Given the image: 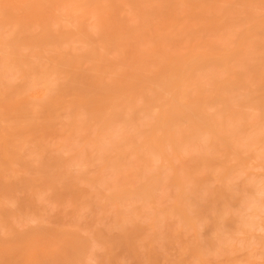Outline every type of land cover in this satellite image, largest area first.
I'll list each match as a JSON object with an SVG mask.
<instances>
[{
	"label": "rangeland",
	"instance_id": "obj_1",
	"mask_svg": "<svg viewBox=\"0 0 264 264\" xmlns=\"http://www.w3.org/2000/svg\"><path fill=\"white\" fill-rule=\"evenodd\" d=\"M191 1L178 0L179 4H177L176 0H172L173 4H170L166 9L165 16L159 19L163 23V26L166 29L181 28L183 17H185L184 13L188 8L187 3L190 5ZM218 1L221 2V0H217V3ZM181 2L186 4H182ZM218 4L220 7V3ZM246 4H249V0H224L222 2L221 7L231 6L235 11L230 15V19L225 22L222 21L219 14V23L228 24L231 21V24L235 23L234 25L232 24L233 27L231 25L233 29L226 27L227 30H235L239 34H242L240 39L232 42L229 46H221V44L217 46L218 44L213 45L208 42V38L218 36L219 33L216 32H207L206 35L202 33L187 35L185 32H178L174 40L169 39L167 41L166 44L169 49L165 50L166 47L163 49L156 46L157 57L164 58L165 60L157 58V60L153 61L151 58L149 63H125V66L124 62L121 63L119 60L118 49L113 45L104 46L101 42L107 35L111 36L115 33L112 23H110L111 25L108 27L107 33L101 32L93 26V18H89L87 23L92 35L87 39L83 37L85 40L81 36L73 38L76 41H74L75 47L77 46L76 49L79 47L77 50L85 51L89 48L87 46L93 45L104 55L102 57L104 59L99 57H84L81 61L85 67L82 65L80 69L77 67L76 69L73 68L74 72L72 73V70L68 72L71 68L67 69V71L65 68H59L60 72L58 71L51 78L52 80L49 79L46 82L47 84L36 83L33 79L34 73L38 71H33V74L29 71L32 74V78L30 77L31 75L29 76L26 73L32 67L35 68L34 64L31 66H18L14 69L15 71L3 69L0 66V71H4L0 78L2 90L4 89L3 84L6 83V80L7 82L13 80L19 83V88L23 90L24 95L26 94L25 98L27 101L29 100L30 105L36 102L46 103L48 96L55 98V100L52 99V102L48 106L43 108V110H46L49 106L52 108L42 113L45 116L47 115V117H43L42 114L40 117L38 116L40 118V126L38 125L39 122H36V125L39 126L38 128L35 127L36 125H21L22 129L20 128V131L15 132L13 129L16 128L15 125H12V128L8 125L10 126L7 127L8 131L11 128L14 131L12 132L18 135H14L16 139L13 138L14 136L9 135L8 131L3 130L5 123L7 120H11V118H3L4 121H0V123H3L2 125L0 124V128L2 127L0 131H3L2 135H0V141L3 140H1L2 137L4 138L0 142V144L2 143L0 145V164L3 160H6L5 165H3L4 171H2L3 169L0 165V176H3L5 179L4 183L3 179H0L2 181H0V196L3 201L0 204L7 206L8 200L12 202L11 210H6L8 207L5 209L0 208V227L2 229L6 227L3 229L4 232L8 229V233H12H10L11 236L10 234L7 235L8 238L5 239L6 234L3 233V238L2 229L0 230V240L4 241L1 242L0 246L5 245L6 247L9 244L12 247V240L18 241L16 243L13 241V245L16 244L17 246L15 245V249L13 246V249L11 248L12 251L8 247L11 252L7 250L9 253H12L10 257H13L11 256L13 254H20V256L23 254V251L22 254L20 252L21 248L20 250L18 249L20 247L19 244H21L22 248L23 245L26 247L29 245V250L24 248L25 250L27 249L26 252L29 251L34 256L31 255L34 261L29 262L30 264H119V262L120 264H264V125H260L262 123L260 118L254 117L250 121L244 122L243 113L245 111L243 110L247 108L251 109V107L235 102L234 109L236 115L234 121L237 125L218 126L211 125L208 122L201 123L200 121L197 122L198 116L195 118V122L200 125H173L180 117L182 118L186 114V112L182 114L180 111L184 109H182L181 105H177L176 100L178 99V95L187 86L193 89L198 86V84L193 82V78L197 74L202 75L210 69L217 72L213 79L208 80L206 83L217 99H219L220 91L224 88H231L232 93L236 94L243 92L250 86L247 85V82H242L234 71L222 72L220 74L218 72L221 63L229 62V60L234 58L236 53L246 49L249 43L252 44L254 41L255 44H260L264 39V34L253 31L251 28L253 24L259 23L264 19V3L257 4L256 12L257 8L262 10H259L257 14L253 13L251 21L238 23L239 14L241 13L242 15L243 7ZM181 5L183 7H180ZM174 6L176 7L174 8ZM57 10L54 11L57 17L53 18V22L63 24L65 29H70L74 32V27L71 26V18L66 15L65 17L64 15H59L60 9L58 12ZM178 10L181 13H178ZM237 10L241 12L238 13ZM202 15L204 14L199 10V16ZM209 19L211 20L210 17L201 18L205 23ZM56 26L58 25L56 24ZM56 26L55 29L57 28ZM66 26H70L71 28H67ZM222 27L225 28L223 25ZM151 28L150 30L152 31ZM38 30H40L39 27ZM225 32L226 30H222L219 37L223 36ZM211 33L213 34L211 35ZM41 35L43 36L44 34ZM44 42H36L34 45L36 48L34 49H32L33 46H24L23 50H21L25 52V48L27 47L25 54L28 55L33 53L29 54L30 50L34 51L36 63H38V60L39 63L41 61L47 62L52 57V53L54 55H60V53L64 55L67 49L70 51L65 45H60V49L64 48L59 50V52L63 49L66 50L57 53L56 47L58 45L49 43V41L47 43L46 41ZM90 42L92 43L90 44ZM97 44L103 49H99L96 46ZM188 44L190 47L185 46ZM146 45L147 42L142 43V46L140 43V50L143 51ZM182 45L184 46L183 49ZM175 46L178 51H174ZM40 47L42 50L44 48H48V50L44 49V51L40 52ZM199 47L200 49H198ZM201 47L205 50L203 51ZM45 51L49 52L44 53ZM127 51L135 55L136 49L130 47ZM111 52L116 56H112ZM202 52L203 54H201ZM107 53L110 56L106 59ZM44 55L50 58L46 56L47 60H45ZM64 57L68 56L64 55ZM168 59L171 60L169 61ZM89 60H92L93 63H89ZM167 60L169 61L168 64ZM84 62H88V64H84ZM175 63V66H179L178 70L173 65ZM90 66L94 67V69L97 67L98 70L104 68L99 71L102 73L103 77L101 76V78L103 79L107 75L106 73L113 74L112 76L108 75L107 77L109 78L106 77V79H114V73L117 74L116 71L118 70V73L125 70L127 73L133 74L129 83L126 81L116 82L118 75H115V79L111 82L110 80L108 82L106 79L102 80L108 86L102 92L96 89V85L98 84L94 78L96 72L90 73L86 71V68ZM117 66H120V68ZM121 68L122 70H120ZM77 69L79 71L76 72ZM170 69L172 70L171 73ZM17 71L19 72L17 73ZM61 72H63V77L65 78L61 77ZM68 73H71L69 77L66 76ZM74 76H77L79 80L73 86L72 80H75ZM18 77L21 79L19 80ZM56 78H59L58 80L63 78L65 81H58ZM80 80L85 82H80ZM208 82L210 83L208 84ZM90 83L92 87H95H89ZM129 84H133L134 86L132 91L128 89ZM256 84L263 85L264 81H258ZM47 85L52 87H47ZM44 86L45 88H43ZM41 88L42 90L40 91H34ZM69 89L80 92L76 93ZM2 90L0 89V91ZM45 92H47L46 96L43 95ZM90 93L94 96L90 97ZM196 93H199V89L195 91ZM106 94L107 97L105 96ZM148 94H150L151 100L147 105H144L142 99L144 96H149ZM78 95L82 98L80 99ZM88 95H90V98ZM86 97L87 99H85ZM137 97L141 102L136 100ZM95 98L101 107L94 101ZM131 100L132 103L135 101L133 105L135 112L131 121L129 120L126 124H123L118 118L112 119V121L106 124H99L89 119L94 110L104 112L111 108H120L125 101L131 102ZM64 103L66 104L65 106ZM4 105L3 107L0 106V109L4 108V111H6L5 109L7 108ZM174 106H177L178 110L176 115H173L171 111ZM65 110L66 113L63 112ZM61 112L65 115H62ZM14 113L20 116V118H29L28 115L31 116V114L24 112V114L18 111ZM81 113H83L84 117ZM198 114L196 112L195 116ZM144 115L149 116L150 120H146L147 117L145 120H142ZM75 117H78V119ZM14 118L18 119V117ZM139 118H142L140 119L142 120L141 123ZM33 120L38 121L35 118ZM48 120L49 125H46ZM79 120H81V123ZM43 122L45 123L41 124ZM27 126L29 129L32 127L31 131L26 129ZM119 128L123 129V131L121 132ZM114 131L117 132L116 135ZM247 131L250 137L247 135ZM251 131L255 132V134H250ZM23 132L28 136L26 135L27 138H25L26 136L24 135L23 139H21L22 136L20 135H23ZM39 132H44V135L42 133L38 135ZM111 135L114 137L111 138ZM246 135L247 137L245 138L244 136ZM205 138L207 140H204ZM107 140L111 145L109 144L108 146ZM201 140H204V142ZM21 141L23 143L26 141L25 150V145H22ZM195 141H198L196 142L198 146ZM233 141H235V145H233ZM241 142L243 143L241 144L242 147L240 145ZM17 143L21 144H18L20 148L17 146ZM100 146L106 149L104 148L101 151ZM32 147L34 148L32 149ZM22 149L21 153L19 150ZM89 150H94V153L88 154ZM27 153L31 154L30 157L33 155L32 158L35 163L34 161L32 162L36 165V167H32L34 168L33 171L31 168L29 169L31 165H29L28 161L31 158H27L29 156ZM208 154L211 156H208ZM6 155L8 156L7 159H5ZM95 157L98 158V161L95 160ZM83 160L87 163L85 164L86 167H84L83 163L85 161ZM125 168H128V170H125ZM201 168H203L202 171H200ZM41 173L43 174L42 176ZM107 175H109L108 178ZM7 178L8 181L6 180ZM105 178L107 179L106 182ZM91 186L94 187L91 188ZM41 192L43 195L40 194ZM12 196L13 198H11ZM38 197L41 199H38ZM3 198L6 200L4 201ZM35 198L39 201L36 202ZM40 211L41 218L38 215ZM9 212L12 213L15 219L13 220L12 218L13 222L10 225L7 218L10 216V214L8 215ZM31 215L33 218H30L31 222H29L30 220L27 218L31 217ZM19 219L25 222L22 223ZM16 220H19L18 223L14 222ZM251 225L252 228L248 227ZM104 229L107 230L105 231ZM12 230H15V232ZM30 237L40 238L39 240L35 239L36 243L38 242V248L37 246L34 247V244L32 245V242L35 243V240ZM44 237L45 239H43ZM27 239L29 243H27ZM51 240L55 243L51 242L54 245L50 243ZM58 240L61 241V244ZM230 240L232 242H229ZM47 241H49L50 246H47L49 245ZM31 245L32 247H30ZM226 250L229 252L231 250V253ZM33 252L35 253L33 254ZM5 254V262L3 256H1L2 262L0 264H7L8 261L11 264L12 258H8L9 254L7 252ZM16 255L13 257V263L19 262L21 264L27 261L25 256L19 257V255ZM47 256H49V259Z\"/></svg>",
	"mask_w": 264,
	"mask_h": 264
},
{
	"label": "bare ground",
	"instance_id": "obj_2",
	"mask_svg": "<svg viewBox=\"0 0 264 264\" xmlns=\"http://www.w3.org/2000/svg\"><path fill=\"white\" fill-rule=\"evenodd\" d=\"M172 0H0V66L1 68L3 69H11V70H14L16 67L18 66H31L32 64H34L35 68H31L28 70V73L29 76L32 78V72L33 71H38L37 73L35 72L34 73V77L33 79L36 81V83H45L47 84L46 82L51 79L52 77H54L55 74L58 73L59 71V68H65L66 71L67 69L70 70L68 72H70L73 68L76 69L77 68H81L82 65H83V62L81 61L82 58H87V57H92V58H102L104 55L98 50V48L96 47H93V45H89L87 47H89L87 50L85 51H81V50H77L79 49V47L76 49L75 47V43L73 40V38H75L76 36H81L82 38L85 37V39H87L88 37H90L92 34H91V31L89 30V26H88V23H87V20L89 18H93V21H94V27L98 30V31H101V32H108V27L111 25L110 23H112V27L114 29V32L111 36L107 35L105 38L102 39V44L104 46H111L113 45L114 47H116L118 49V53H119V60L121 61V63L124 62V65L126 66L125 63H149V61L152 60H157V58L159 59H162V60H165L164 58H160V57H157L158 56V52H157V49H156V46H159V47H162L165 50L166 49H169L168 48V45L166 44L167 41L170 39V40H174L176 37H177V34L178 32H185L187 35H194L196 33H202L204 35L207 34V32H216V33H219L221 34V31H225L226 32L224 33L223 36L219 37V34L217 37H213V38H208V42L211 43V44H218L217 46H219V44H221V46H229L232 42L236 41L237 39H240L242 34H239V32L235 31V30H227L228 29H233V25L235 24H231V21H229L230 23L229 26L228 24H220L219 23V14H220V18L222 19L223 22L227 21L228 19H230V15L232 14L233 11H235L231 6H224V7H221L222 5V2L224 0H221L218 1V3H220V7H219V4L217 3V0H192L191 1V4L189 5V3H187L188 5V8L186 10V12L184 13L185 14V17H183V21L181 23V28L179 29H166L164 26H163V23L159 20L161 17L165 16L166 14V9L168 8V6L170 4H173V2H171ZM177 1V4L178 3V0ZM226 1H229V0H226ZM182 3V2H181ZM184 3V2H183ZM182 3V4H183ZM264 3V0H249V4H246L244 7H243V10H242V15H241V11L240 10H237L238 13H240V17L237 19L238 20V23L239 22H247V21H251L253 19L252 17V14L253 13H256L259 11V10H262V9H258L257 8V12H256V6H258L257 4H263ZM186 4V3H184ZM48 6V8H47ZM238 6V5H237ZM176 6H174L175 8ZM180 7H183L182 5ZM260 7V5H259ZM173 8V9H174ZM59 10L60 13L59 15H65L70 17L71 18V26L74 27V32L73 30H70V29H65V26L63 24H59V23H55L53 22V18L54 17H57L55 14H54V11L56 10ZM57 10V12H58ZM199 10L202 11V13L204 15L202 16H199ZM180 11L178 10V13ZM176 13V12H175ZM181 13V12H180ZM259 13V12H258ZM262 13V12H261ZM202 17H210L211 20L209 19L208 22H203L201 20ZM56 19V18H55ZM65 19V18H64ZM259 19V18H258ZM257 19V20H258ZM69 21V20H68ZM255 21V20H254ZM61 22V21H60ZM253 22V21H252ZM54 23H55V26L56 24L58 26H56L57 28L55 29V26H54ZM64 23V21H63ZM176 25V24H175ZM225 26V28L222 27ZM232 25V27H231ZM240 25V24H238ZM38 27L40 30H38ZM67 28H69L68 26H66ZM150 27H152V31L150 30ZM227 27V28H226ZM238 27V26H237ZM71 28V27H70ZM116 28V30H115ZM252 30L253 31H256V32H261L262 34H264V19L261 20L259 23H256V24H253L251 26ZM234 29H236V27H234ZM239 29V28H238ZM41 34H44L43 36ZM213 33H211L212 35ZM209 35V36H211ZM133 36V37H132ZM215 36V35H214ZM94 37V36H93ZM208 37V35H207ZM83 38V40H85ZM261 40V39H260ZM40 42V41H49V43H52V44H56L58 45L56 47V49L58 50L57 53H60V52H63L59 50L60 49V45H65V47L69 48L70 51L67 49L66 52L64 53V55H67L68 57H64V55H62V53H60V55H57L54 53H52V57H48L49 54L47 55H44V59H46V56L47 58H50L49 60H47V62H40L39 63V60H38V63H36V58H34V51L30 50L29 51V54H32L31 55H28V54H25V52L27 51V47L29 46H33L32 49L36 48L34 47L35 43L36 42ZM88 41V40H87ZM90 41V40H89ZM253 41V39H252ZM76 42V41H75ZM144 42H147V45L145 46L146 48H144L143 51L140 50V43H141V46H142V43ZM150 42V43H149ZM240 42V41H239ZM45 43V42H44ZM92 42H90L91 44ZM100 43V42H98ZM247 43V42H246ZM43 44V43H42ZM182 44V43H181ZM186 44V43H185ZM204 44V43H203ZM202 44V45H203ZM258 43H254V41L252 42V44L249 43V45H247L246 49H244L243 51L241 52H238L234 55V58H232L231 60H229V62L227 63H221L220 66H219V74L222 73V72H227V71H234L236 72L235 74H237L238 78H240V80L242 82H247V85H250L248 86L247 88L248 89H245L243 92H238L236 94H233L232 93V89L231 88H224L223 90L220 91L219 93V99H217L215 97V94L213 93V91L211 89H209L207 86V81L208 80H211L213 79V77L216 75V71L210 69L207 73L204 72V74L202 75H196L194 76L193 78V82L198 84V86L193 89L192 87H185L182 89L181 93L178 95V99L176 100L177 102V105H181L182 106V114L186 112L185 116L184 117H180V119L174 123L173 125H200V124H197L195 122V118L198 116V119H197V122L200 121L201 123H205V122H208L210 123L211 125H237V123L234 121L235 119V109H234V104H236L235 102H238V104H242V105H245V106H248V107H251L250 108H247L243 111H245L243 113V118H244V122H248L250 121L252 118L254 117H257V118H260L261 120V124L260 125H264V84L263 85H258L256 84L258 81H264V39L263 41L258 44ZM24 46H27L25 48V52L22 51ZM42 46V45H41ZM99 47V49H103V48H100V45H96ZM144 46V44H143ZM183 46V45H182ZM186 47L190 45H185ZM192 46V45H191ZM49 47V46H48ZM134 48L136 49V52H135V55H132L131 53H129L127 50L128 48ZM176 47V46H175ZM174 47V48H175ZM44 48V47H43ZM83 48V47H82ZM171 48V47H170ZM184 48V46L182 47V49ZM203 47H201L202 49ZM22 49V50H21ZM29 49V48H28ZM41 49V47L39 48V50ZM45 49V48H44ZM44 49L40 50L41 51H44ZM55 49V50H56ZM105 49H108V48H105ZM173 50V48H171ZM170 49V51H172ZM177 47L174 49V51H178ZM180 49V50H182ZM200 49V47L198 48ZM24 52V53H22ZM37 50V49H35ZM45 50H48V48H46ZM51 50V49H50ZM64 50V51H65ZM84 50V48H83ZM114 50V49H113ZM112 50V52H113ZM203 50V49H202ZM205 50V49H204ZM203 50V51H204ZM104 51V50H102ZM115 51V50H114ZM168 51V50H167ZM221 51V50H220ZM219 51V52H220ZM36 52V51H35ZM46 52H49V51H45L44 53ZM111 52V54H112ZM117 52V51H116ZM206 52V51H205ZM39 53V52H38ZM56 53V52H55ZM106 53V51H105ZM173 53V51H172ZM199 53V52H198ZM115 54V53H114ZM195 54V53H194ZM197 54V52H196ZM203 54V52L201 53ZM205 54V53H204ZM193 55V54H191ZM63 56V57H62ZM110 56V54H109ZM108 56V53H107V56H106V59ZM112 56H116V55H113ZM190 56V55H189ZM195 56V55H194ZM216 56V55H215ZM112 57V58H114ZM118 57V56H117ZM204 57V55H203ZM207 57V56H206ZM41 58V59H43ZM111 58V59H112ZM186 58V57H185ZM222 58V57H221ZM40 59V58H39ZM104 59V58H102ZM115 59V58H114ZM169 60V59H168ZM167 60V64L168 62L171 60L168 61ZM199 60V59H198ZM88 61V60H87ZM90 62L89 63H93L92 60H89ZM105 61V60H103ZM188 61V60H187ZM31 63V64H30ZM197 63V62H196ZM195 63V64H196ZM84 64H88V62H84ZM193 64V65H195ZM123 65V64H121ZM123 65V66H124ZM166 65V63H165ZM164 65V66H165ZM175 69L177 67L176 70H178V67L179 66H175V64H173ZM171 65V66H173ZM197 65V64H196ZM122 66V67H123ZM124 66V67H125ZM150 66V65H149ZM167 66V65H166ZM83 67H85L83 65ZM118 67V66H117ZM128 67V66H127ZM107 68V67H106ZM120 68V66L118 67ZM118 68H115V69H118ZM169 68V67H168ZM171 68V67H170ZM64 69V70H65ZM79 69L76 70L79 71ZM97 69V70H96ZM96 69H94V67L90 66L88 68H86V71L87 72H90V73H93V72H96V74L94 75L96 81L98 82V84L96 85V89L100 90V91H104L108 86L107 84L102 81V80H105L106 77L108 75H113L112 73L111 74H108L106 73L107 75L104 76L105 78H101V72H99L100 70L104 69V68H101L98 70V68L96 67ZM132 69V68H131ZM158 69V68H157ZM173 70H175L174 68H172ZM182 69V68H181ZM63 70V71H64ZM74 70V69H73ZM71 71L74 72V71ZM113 70V69H112ZM111 70V71H112ZM122 70V68L120 69ZM133 70V69H132ZM171 70V69H170ZM208 70V69H207ZM15 71V70H14ZM32 73H30V72ZM65 71V73H66ZM119 71V70H118ZM118 71H116L117 74L114 73V79H115V75L117 76V80L116 82H119V81H126V82H130V78H131V75L133 73H127V71H121L120 73H118ZM2 72L4 71H0V78H1V75H2ZM19 71H17L18 73ZM23 72V71H21ZM60 72V71H59ZM114 72V71H112ZM155 72V71H154ZM172 72V70L170 71V73ZM178 72V71H177ZM177 72H174V73H177ZM16 73V74H17ZM25 73V75H26ZM71 73H68V75H66L67 77H69V74ZM79 73V72H78ZM76 73V74H78ZM100 73V74H99ZM153 73V71H152ZM140 75V73H138ZM147 74V73H146ZM167 74V73H166ZM14 75V74H13ZM36 75V76H35ZM62 75V76H61ZM61 77H63V72H61ZM142 75V74H141ZM143 76V75H142ZM218 76H221V75H218ZM14 77V76H13ZM29 77V78H30ZM66 77V78H67ZM75 77V80H72V84L73 86L77 84V81L79 80V78L77 76H74ZM93 77V75H92ZM103 77V76H102ZM137 77V76H136ZM134 77V78H136ZM146 77V76H145ZM148 77V76H147ZM161 77H163L161 75ZM60 78V77H59ZM58 78V79H59ZM65 78V77H63ZM61 79V80H64V79ZM109 78V77H107ZM113 78V77H112ZM133 78V79H134ZM144 78V77H143ZM157 78V77H156ZM19 79V77H18ZM21 79V78H20ZM19 79V80H20ZM57 79V78H56ZM57 79V80H58ZM73 79V78H72ZM114 79H106L107 81L110 80L113 81ZM138 79V78H136ZM146 79V78H145ZM52 80V79H51ZM61 80H58V81H61ZM135 80V79H134ZM147 80V79H146ZM165 80V79H164ZM2 81V80H1ZM31 81V80H30ZM65 81V80H64ZM63 81V82H64ZM83 80H80V82H82ZM106 81V82H107ZM137 81V80H136ZM135 81V82H136ZM149 81V80H148ZM85 82V81H83ZM94 82V81H93ZM95 82V83H97ZM109 82V81H108ZM51 83V82H50ZM60 83V82H59ZM87 83V82H86ZM193 83V84H194ZM210 82H208L209 84ZM3 84V83H2ZM58 84V83H57ZM84 84V83H83ZM93 84V83H92ZM153 84V83H152ZM1 85V84H0ZM51 85H53V83H51ZM80 85V84H79ZM82 85V84H81ZM87 85V84H86ZM90 86L89 87H92L91 86V83L89 84ZM155 85V84H154ZM42 86V85H40ZM156 86V85H155ZM3 87L4 89L2 90V88L0 87V89L2 91H0V106L3 107L4 104V107H6L7 109H5L6 111H4V108L0 109V121H4L3 118H11V120H7V122L5 123V126L3 127L4 131H8V128L7 127H10L12 128V125H15V127L19 130H17L16 128H13L14 131H20V128L22 129L21 125H36V122H39L38 125L40 124V121H39V117L42 113L46 112V111H49L51 110L52 108L49 106L46 108V110H43V108H45V106H48V104L50 102H52V99L55 100V98L53 96H48L47 98V102L46 103H34L32 105H30V103L26 100V94L24 95V92L23 90H21L19 87V83H16L15 81L13 80H9L7 82L6 80V83L3 84ZM47 87H52V86H48ZM95 87V86H93ZM92 87V88H93ZM157 87V86H156ZM30 89V87H28ZM45 88V86L43 87ZM158 88V87H157ZM28 89V90H29ZM68 89V88H67ZM128 89L130 91H132L134 89V86L133 84H129L128 85ZM160 89V88H159ZM175 89V87H174ZM199 89V93H196L195 94V91ZM37 90H42L41 89H36L34 91H37ZM45 90V89H43ZM61 90V89H60ZM71 90V89H69ZM94 90V89H93ZM125 90V89H124ZM161 90V89H160ZM195 90V91H194ZM240 90V89H239ZM238 90V91H239ZM34 91H33V94H34ZM47 91V90H46ZM71 91H75V90H71ZM122 91V90H120ZM242 91V90H240ZM247 91V92H246ZM76 92V91H75ZM80 92V91H78ZM76 92V93H78ZM85 92V91H84ZM235 92V91H233ZM32 93V92H31ZM117 93V92H116ZM30 94V93H29ZM32 94V95H33ZM47 92H45V95L46 96ZM72 94V93H71ZM109 94V93H108ZM119 94V93H118ZM195 94V95H194ZM37 95V94H36ZM41 96H43L42 94H39ZM74 95V94H73ZM91 95V93H90ZM88 95V97L90 96ZM114 95V94H113ZM116 95V94H115ZM149 96H144V98L142 99L143 100V104L144 105H147L149 103V101L151 100V97H150V94H148ZM165 95V94H164ZM75 96V95H74ZM77 96V95H76ZM80 96V95H78ZM94 95H91L90 97H92ZM103 96V94H102ZM107 97V94L105 95ZM104 96V97H105ZM72 97V96H71ZM70 97V98H71ZM89 97V98H90ZM106 97L104 98L106 100ZM114 97V96H112ZM153 97V96H152ZM59 98V97H58ZM80 99L82 98L81 96L79 97ZM173 98V97H172ZM66 99V98H65ZM69 99V98H68ZM87 99V97L85 98ZM99 99V98H98ZM97 99V100H98ZM111 100V98H109ZM108 99V101H110ZM171 99V98H170ZM83 100H84V97H83ZM136 100H139L138 97ZM57 101V100H56ZM68 101V100H67ZM66 101V103H67ZM82 101V100H81ZM80 101V102H81ZM96 102V98L94 100ZM93 101V102H94ZM98 101H101V100H98ZM140 101V100H139ZM171 101V100H170ZM3 102V103H1ZM79 102V103H80ZM105 102V101H104ZM141 102V101H140ZM140 102H137V103H140ZM83 103V101H82ZM92 103V102H91ZM99 104V102H96ZM107 103V102H106ZM105 103V104H106ZM3 104V105H1ZM59 104V103H58ZM108 104V103H107ZM135 104V101L132 103V100L131 102L130 101H125L124 104L120 107V108H111L109 110H106L104 112H100V111H97V110H94L92 111L91 113V116L89 117V119L93 120V121H96L97 123L99 124H106L107 122L109 121H112V119H120L122 121L123 124H126L129 120L131 121L133 115H134V105ZM66 104L64 103V106ZM104 105V104H103ZM102 105V107H103ZM42 106V108H41ZM63 106V105H62ZM61 106V107H62ZM106 106V105H104ZM52 107H55V106H52ZM59 107V105H58ZM60 107V108H61ZM92 107V105H91ZM101 107V105L99 106ZM237 107V106H236ZM1 108V107H0ZM50 108V109H49ZM97 108V106H96ZM49 109V110H48ZM67 109V108H65ZM80 109V108H79ZM154 109H157V108H154ZM2 110V111H1ZM15 111H18V112H21L22 114L24 113H29L31 114L28 115L29 118H20V116H17L14 112ZM31 113H30V112ZM172 113L173 115H176L178 110H177V106H174L172 108ZM24 112V113H23ZM66 113V110L63 111ZM63 112H61L62 115H65L63 114ZM81 112V111H80ZM196 112H198L199 114L195 116ZM21 113H18V114H21ZM48 113V112H47ZM74 113V112H73ZM140 113V112H139ZM83 113H81L82 115ZM181 114V113H180ZM181 114V115H182ZM43 115V114H42ZM54 115V114H53ZM52 115V116H53ZM56 115V113H55ZM80 115V114H79ZM80 115V116H81ZM39 116V117H38ZM77 116V115H76ZM84 117V115H82ZM14 117H18V119H15ZM38 117V118H37ZM42 117V116H41ZM43 117H47V115H43ZM42 117V118H43ZM50 117V116H49ZM141 117V116H140ZM147 117V115L142 118H139V121L141 123L142 120H145ZM13 118V119H12ZM33 118L38 119V121H34ZM41 118V119H42ZM64 118V117H63ZM76 119H78V117H75ZM142 119V120H140ZM44 120V119H43ZM42 120V121H43ZM146 120H150V117L148 116ZM138 121V120H137ZM138 121V122H139ZM243 121V119H242ZM79 122L81 123V120H79ZM45 122L41 123V124H44ZM116 123V122H115ZM114 123V125H115ZM118 123V122H117ZM139 123V125H140ZM1 125L3 124L2 122L0 123ZM120 124V123H119ZM162 124V123H161ZM247 124V123H246ZM0 125V126H1ZM7 125V126H6ZM10 125V126H8ZM46 125H49V120L47 121ZM113 125V126H114ZM134 125V123H133ZM25 126H23V128H25ZM40 126V125H39ZM39 126H35V127H39ZM116 126V125H115ZM114 126V127H115ZM144 126H147V125H144ZM162 126V125H161ZM255 126V125H253ZM252 126V128H253ZM14 127V126H13ZM34 127V126H33ZM42 127V126H41ZM46 127V126H45ZM53 127V126H52ZM125 127V125H124ZM124 127H122L123 129H125ZM230 127V126H229ZM2 128V127H1ZM0 128V130H2ZM7 130H6V129ZM10 129V131H8L9 135H12V137L14 135H16V133H13V129ZM116 128V127H115ZM219 128V127H218ZM250 128V127H249ZM251 128V129H252ZM264 128V127H263ZM26 129H29V127L27 126ZM32 129V127L30 128ZM29 129V130H30ZM52 129V128H51ZM50 129V130H51ZM77 129V127H76ZM120 129V128H119ZM123 129L120 131L122 132ZM210 129V128H209ZM27 130V131H29ZM78 130V129H77ZM114 130V129H113ZM130 130V129H129ZM132 130V129H131ZM162 130V129H161ZM263 130V129H262ZM261 130V131H262ZM13 131V132H12ZM22 131V130H21ZM24 131V130H23ZM25 131V132H27ZM31 131V130H30ZM29 131V132H30ZM38 131V130H36ZM47 131V130H46ZM231 131H232V128H231ZM256 131V130H255ZM260 131V130H258ZM1 132V131H0ZM3 132V131H2ZM2 132L0 133V135H2ZM6 132H4L6 134ZM11 132V133H10ZM25 132H23V135L21 134L20 136H22L21 139H23V136L27 135ZM230 132V131H229ZM13 133V134H12ZM25 133V134H24ZM31 133V132H30ZM29 133V134H30ZM42 134L44 132H41ZM39 132L38 135L41 134ZM117 132L114 131V134L116 135ZM130 133V132H129ZM162 133H163V130H162ZM236 133V131H235ZM247 135H248V131L246 132ZM255 134V132L251 131L250 134ZM32 134V133H31ZM30 134V135H31ZM243 134V133H242ZM241 134V135H242ZM29 135V136H30ZM37 135V136H38ZM44 135V134H43ZM244 136L245 138L247 137ZM4 136V135H3ZM18 136V135H16ZM28 136V135H27ZM27 136L25 138H27ZM36 136V135H35ZM34 136V138H35ZM162 136V135H161ZM216 136V135H215ZM218 136V135H217ZM230 136V135H229ZM249 136V135H248ZM114 137V136H113ZM112 135H111V138H113ZM205 137V136H203ZM219 137V136H218ZM250 137V136H249ZM13 138L16 139V137L14 136ZM19 139V137H17ZM33 138V137H32ZM38 138V137H36ZM44 138V137H43ZM119 138V137H118ZM141 138V137H140ZM202 138V137H201ZM200 138V139H201ZM244 138V140H245ZM4 140V138L2 137L1 140ZM17 139V141H18ZM20 139V140H21ZM103 139V138H102ZM212 139V138H211ZM2 140V141H3ZM6 140V139H5ZM19 140V141H20ZM48 140V139H47ZM104 140H106L104 138ZM113 140V139H112ZM111 140V141H112ZM204 140H207L206 138ZM204 140H201L202 142H204ZM255 140V139H254ZM0 141V142H2ZM13 141V139H12ZM199 141V140H198ZM198 141H195L198 142ZM215 141V140H214ZM243 141V140H242ZM5 142V141H4ZM3 142V143H4ZM22 142V145L24 144V150H25V147H26V144L24 141H21ZM19 142V143H21ZM74 142V141H73ZM200 142V141H199ZM232 142V141H231ZM235 145V141H233ZM17 143V146L19 147V144ZM38 143V142H37ZM105 143V142H104ZM106 143L110 144V142H108V140L106 141ZM105 143V144H106ZM130 143V142H129ZM158 143V142H157ZM157 143H156V146H157ZM239 143V141H238ZM19 144V145H18ZM103 144V143H102ZM106 144V145H107ZM145 144V143H144ZM150 144V143H149ZM191 144V143H190ZM197 146H198V143H196ZM204 144V143H203ZM243 144L242 142L240 143V145ZM2 145V143L0 144ZM5 145V144H4ZM111 145V144H110ZM219 145V144H218ZM239 145V144H237ZM248 145V144H247ZM14 146V145H12ZM189 146V145H188ZM196 146V145H194ZM8 147V146H7ZM17 147V148H18ZM23 147V146H22ZM21 147V148H22ZM101 147V146H100ZM107 147V146H106ZM117 147V146H116ZM124 147H127V146H124ZM131 147V146H130ZM242 147V145H241ZM15 148V147H14ZM20 148V147H19ZM31 148V147H30ZM29 148V150H30ZM34 147H32L33 149ZM105 148V147H104ZM103 146L101 147V151L102 149H104ZM159 148V146H158ZM189 148V147H188ZM206 148V147H204ZM240 148V147H239ZM16 149V148H15ZM106 149V148H105ZM207 149V148H206ZM248 149H251V148H248ZM262 149V148H261ZM98 150V149H97ZM205 150V149H203ZM216 150V148H215ZM4 151V150H3ZM2 151V152H3ZM21 153L23 151L22 150H19ZM18 151V152H19ZM100 151V150H98ZM184 151V150H182ZM206 151V150H205ZM208 151V150H207ZM128 152V151H127ZM216 152V151H215ZM89 153H94V150L93 151H90L88 152ZM152 153V152H151ZM154 153V152H153ZM199 153V152H198ZM201 153H204V152H201ZM208 153V152H207ZM210 153V152H209ZM220 153V152H219ZM29 156H27L26 154H24L25 156H27V158L29 159L30 157V153H27ZM98 154V152H97ZM196 154V153H195ZM211 154V153H210ZM23 155V154H22ZM51 155V154H50ZM92 155V154H91ZM154 155V154H153ZM5 156V154H4ZM7 156V155H6ZM33 156V155H32ZM32 156L30 157L31 159H29L28 163L29 165H31L29 167V165H27L29 167V169L31 168L32 171L34 168L32 167H36V165L34 164L35 161L34 159L32 158ZM202 156V155H201ZM204 156V154H203ZM208 156H211L208 154ZM24 157V156H23ZM50 157V156H49ZM91 157V156H90ZM220 157V155H219ZM223 157V156H222ZM8 156L5 158L7 159ZM26 158V157H25ZM86 158V157H85ZM83 158V159H85ZM88 158V157H87ZM94 158V157H92ZM96 158V157H95ZM49 159V158H48ZM91 159V158H90ZM150 159V158H149ZM220 159V158H219ZM24 160V159H23ZM27 160V159H26ZM87 160V159H86ZM94 160V159H93ZM92 160V162H93ZM95 160L98 161V158H96ZM101 160V159H100ZM34 161V163L32 162ZM74 161V160H73ZM85 161V160H83ZM88 161V160H87ZM91 161V160H90ZM96 161V162H97ZM202 161V160H201ZM3 162V163H2ZM1 162V167H2V171H4V167L3 165H5L6 163V160H3ZM39 162V161H38ZM111 162V161H110ZM164 162V161H163ZM27 163V164H28ZM31 163V164H30ZM79 163V161H78ZM156 163V162H155ZM34 164V165H33ZM84 164V167H86L85 163ZM33 165V166H32ZM41 165V164H40ZM83 166V165H82ZM90 166V165H89ZM110 166V165H109ZM112 166V165H111ZM154 166V165H153ZM81 167V166H80ZM82 167V168H84ZM91 167V166H90ZM93 167V166H92ZM126 167V166H125ZM41 168H42V165H41ZM28 169V170H29ZM86 169V168H84ZM110 169V168H109ZM128 170V168H125V170ZM200 169V168H199ZM203 168H201L200 171H202ZM68 170V169H67ZM111 170V169H110ZM144 170V169H143ZM65 171V170H64ZM124 171V170H123ZM145 171V170H144ZM147 171V170H146ZM199 171V172H200ZM8 174V172H7ZM45 174V173H44ZM66 174V173H65ZM3 175V174H1ZM30 175V174H29ZM33 175V174H32ZM40 175V174H39ZM43 174L41 173V176ZM8 177V175H6ZM109 175H107V178H108ZM112 176V175H111ZM1 178L0 179H3V183L5 182L4 180V177L3 176H0ZM3 177V178H2ZM138 177V176H137ZM63 178V177H62ZM42 179V178H41ZM106 179V178H105ZM8 181V178L6 179ZM62 180V179H61ZM1 181V180H0ZM107 181V179L105 180V182ZM2 182V181H1ZM55 182V181H54ZM115 182H117V180H115ZM114 182V183H115ZM122 182V181H121ZM98 183H101V182H98ZM108 183V182H107ZM127 183V182H126ZM12 184V183H11ZM18 184H19V181H18ZM46 184V183H45ZM102 184V183H101ZM118 184V183H117ZM13 185V184H12ZM48 185V184H47ZM56 185V183H55ZM96 185V184H95ZM127 185V184H126ZM19 186V185H18ZM46 186V185H45ZM57 186H60V185H57ZM106 186V185H105ZM9 187V186H8ZM94 187V186H91V188ZM100 187V186H99ZM114 187V186H113ZM119 187V186H118ZM122 187V186H121ZM262 187V186H261ZM46 188V187H45ZM59 188V187H58ZM90 188V187H89ZM96 188V187H95ZM104 188V187H103ZM106 188V187H105ZM18 189V188H17ZM60 189V188H59ZM99 189V188H98ZM49 190V189H48ZM93 190V189H91ZM104 190V189H103ZM47 191V190H46ZM107 191V190H106ZM20 192V191H19ZM22 193V191H21ZM20 193V195H21ZM38 194V193H37ZM36 194V195H37ZM41 195L42 192L40 193ZM259 194V193H258ZM23 195V194H22ZM40 195V196H41ZM35 196V195H34ZM42 197V196H41ZM1 198V196H0ZM13 198V196L11 197ZM34 198V197H33ZM40 197H38L39 199ZM45 198V197H44ZM36 199V198H35ZM38 199H36V202L39 201ZM41 199V198H40ZM67 199V197H66ZM141 199V198H140ZM3 200L5 201L6 199L3 198ZM42 202V200H40ZM253 201V200H252ZM255 201V200H254ZM2 201V198H1V201ZM241 202V201H240ZM257 202V201H256ZM255 202V203H256ZM7 204L10 206L12 205V202L11 201H7ZM39 204V202H38ZM251 204V203H250ZM5 206V205H1L0 204V208L1 209H5L7 208L6 210H11L12 206ZM81 206V205H80ZM191 206V205H190ZM263 207V206H262ZM85 208V206H84ZM195 208V207H194ZM247 208V206H246ZM248 208H249V205H248ZM43 212V211H42ZM82 212V211H81ZM10 214V216H8L7 218L9 219L8 223L9 225L13 222V220H15L12 216V213L9 212L8 215ZM64 214V213H63ZM19 215V214H18ZM40 215V218L42 217L41 216V211L40 213L38 214ZM46 215V214H45ZM43 215V216H45ZM240 215V214H239ZM12 216V217H11ZM21 216V215H19ZM18 216V218H20ZM26 216V215H25ZM81 216V215H80ZM10 217V218H9ZM24 217V216H23ZM135 217V216H134ZM13 218V220H12ZM30 218H33V216L31 215V217L29 216L27 219L30 220ZM39 218V219H40ZM240 218V217H239ZM1 219V218H0ZM21 219V218H20ZM19 219V220H20ZM63 219V218H62ZM78 219V218H77ZM82 219V218H81ZM142 219H144L142 217ZM18 220V221H19ZM23 220H25L23 218ZM22 220V221H23ZM33 220V219H32ZM91 220V219H90ZM206 220V219H205ZM241 220V219H240ZM18 221H14V222H17ZM20 220V222H22ZM35 221V220H34ZM43 221V220H42ZM77 221V220H76ZM25 222V221H24ZM22 222V223H24ZM31 222V220L29 221ZM33 222V221H32ZM67 222V221H66ZM80 222V221H79ZM252 222V221H250ZM35 223V222H34ZM32 223V224H34ZM39 224V223H38ZM69 224V223H68ZM119 224V223H118ZM250 224V223H249ZM246 225V224H245ZM14 226V225H13ZM18 226V225H16ZM12 227V226H11ZM10 227V228H11ZM66 227V226H65ZM74 227V226H73ZM159 227V226H158ZM248 227H251L252 228V225L251 226H248ZM6 227H4L3 229H5ZM8 228V227H7ZM78 228V227H77ZM160 228V227H159ZM250 228V229H251ZM2 229V227H0V230ZM1 230L2 231V234H6L9 235L10 233H8V229L5 230ZM11 231V229H9ZM79 230V229H78ZM105 230V229H104ZM107 230V229H106ZM105 230V231H106ZM0 231V233H1ZM15 232V230H12ZM83 232V231H81ZM108 232H110V230H108ZM144 232V231H143ZM141 232V233H143ZM8 233V234H7ZM240 233V232H238ZM4 234H3V238H4ZM12 234V233H11ZM10 234V236H11ZM5 236V239L8 238V236L6 237ZM14 237V236H13ZM12 237V238H13ZM2 238V239H3ZM10 238V237H9ZM19 238V237H18ZM21 238V237H20ZM31 238V237H30ZM38 238V237H37ZM36 237L34 238H31V239H36V240H39L37 239ZM13 239H16V238H13ZM45 239V237L43 238ZM57 239V238H56ZM59 239V238H58ZM63 239V237H62ZM226 239V238H225ZM11 240V239H10ZM30 240V239H29ZM36 240H35V243H36ZM48 240V239H47ZM60 240V239H59ZM58 240V241H59ZM8 241V240H7ZM12 240V243L14 244V242H18V241H14ZM28 241V239H27ZM64 241V240H63ZM65 241H67L65 239ZM1 242H4L3 240H0V244ZM22 243V241H20ZM52 242V240L50 241V243ZM57 242V241H56ZM61 241H59L60 243ZM229 242H232V240H230ZM29 243V241L27 242ZM32 242V245L34 244V247L37 246L38 248V242L35 244ZM40 244H42L41 242H39ZM44 243V242H43ZM49 243V241H47V244ZM50 243L49 245L47 246H50ZM54 243V242H52ZM51 243V244H52ZM63 243V242H62ZM66 243V242H65ZM70 243V242H68ZM196 243V242H195ZM228 243V241H227ZM226 243V244H227ZM12 244V247L15 249V245ZM55 244V243H54ZM52 244V245H54ZM57 244V243H56ZM61 244V243H60ZM64 244V243H63ZM225 244V243H224ZM11 245V244H10ZM20 247L18 248L20 250L21 248V254H22V251H23V254L19 257H24L26 258L27 261H24V263H28L30 264L29 262H31L34 258V256L32 254L29 253V251L26 252V250L30 249L29 248V245H27L28 247L24 246L23 244V248L21 246V244H19ZM18 245V246H19ZM32 245L30 247H32ZM58 245V244H57ZM67 245V243H66ZM160 245V244H159ZM17 246V245H16ZM71 246V245H70ZM227 246V245H226ZM8 247L11 249L12 247L9 246V244L5 247V245H2L0 246V257L3 256V260L5 259L4 257V254L5 252H7V254H9L8 258H12L13 260V257L16 255V254H13L11 256L13 257H10V254L12 253H9L10 249H8ZM27 248L25 250V248ZM33 247V248H34ZM54 247V246H53ZM232 247V246H231ZM234 247V246H233ZM241 247V245H240ZM12 248V249H13ZM17 248V247H16ZM9 251H8V250ZM11 249V251H12ZM219 249V248H218ZM229 249V248H228ZM7 250V251H6ZM17 250V249H16ZM18 250V251H19ZM25 250V252H24ZM49 250V249H47ZM75 250V249H74ZM182 250V249H181ZM10 251V252H11ZM38 251V250H37ZM78 251V250H77ZM76 251V252H77ZM80 251V250H79ZM222 251V250H220ZM227 251V250H226ZM16 252V251H14ZM92 252V251H91ZM181 252V251H180ZM229 252V251H227ZM3 253V255H2ZM35 252H33L34 254ZM38 253H40V251H38ZM36 253V254H38ZM79 253V252H78ZM198 253V252H197ZM231 253V250L230 252ZM228 253V254H229ZM166 254V253H165ZM224 254V253H223ZM6 255V254H5ZM16 255V256H18ZM33 257H32V256ZM141 256V254H139ZM199 255V253H198ZM211 255V254H210ZM214 255V253H213ZM217 255V254H216ZM231 255V254H229ZM46 256V255H44ZM90 256V255H89ZM179 256V255H178ZM201 256V255H200ZM7 257V256H6ZM49 256H47L48 258ZM201 258V257H199ZM23 259V258H22ZM21 259V260H22ZM49 259V258H48ZM202 259V258H201ZM11 260V264L13 263ZM34 261V260H33ZM32 261V262H33ZM36 261V260H35ZM197 261V259H196ZM202 261V260H201ZM0 262H2V260L0 259ZM5 262V260H4ZM9 262V261H8ZM7 264H10L8 263ZM24 263H21V264H24ZM159 263V262H158ZM13 264H19V262H14ZM120 264V262H119Z\"/></svg>",
	"mask_w": 264,
	"mask_h": 264
}]
</instances>
